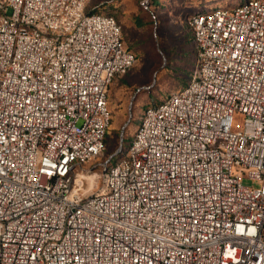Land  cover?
Here are the masks:
<instances>
[{
    "label": "built area",
    "instance_id": "2783aa9c",
    "mask_svg": "<svg viewBox=\"0 0 264 264\" xmlns=\"http://www.w3.org/2000/svg\"><path fill=\"white\" fill-rule=\"evenodd\" d=\"M88 1L0 0V264H264V0L189 14L187 82L95 191L78 178L136 55Z\"/></svg>",
    "mask_w": 264,
    "mask_h": 264
},
{
    "label": "rangeland",
    "instance_id": "374dc122",
    "mask_svg": "<svg viewBox=\"0 0 264 264\" xmlns=\"http://www.w3.org/2000/svg\"><path fill=\"white\" fill-rule=\"evenodd\" d=\"M97 1L89 0L88 6L99 8L106 3L111 7L123 27L126 45L135 50L137 57L127 75H123L125 78L115 79L109 88L112 120L106 133L105 149L100 156L85 163V167L91 168L87 175L95 174L97 181L91 184V179H78L80 184L84 183L85 190L93 191L102 185L98 161L115 152L122 143L127 149L151 101L176 92L189 76L195 47L187 22L191 12L187 9L203 4L205 10L233 9L245 0H170L180 6L163 10L151 7V0H103L100 4ZM114 82L118 83L112 90ZM242 117V114L235 115L236 121H242ZM244 183L257 185L249 179Z\"/></svg>",
    "mask_w": 264,
    "mask_h": 264
},
{
    "label": "trees",
    "instance_id": "16d2710c",
    "mask_svg": "<svg viewBox=\"0 0 264 264\" xmlns=\"http://www.w3.org/2000/svg\"><path fill=\"white\" fill-rule=\"evenodd\" d=\"M154 6L155 9H161L163 10L164 8H170V9H177L180 5L179 4H174L173 1H170V0H151V7ZM97 11H102V12H106V13H110V14H113L115 15L112 11H111V7L110 6H107L106 3H102L100 5V7L98 8L97 6ZM205 10V4L203 5H192L191 7H189L187 9L188 12H200V11H203ZM152 11V10H151ZM154 12V11H152ZM117 18V17H116ZM118 19V18H117ZM119 21V20H118ZM120 22V21H119ZM123 33H124V30H123ZM124 40H125V37H124ZM126 44V43H125ZM126 47L133 51L137 57V53L135 52V50H133L131 47H129L128 45H126ZM182 76V75H181ZM184 76V75H183ZM186 78V77H185ZM188 80V77L184 80L183 79V82H187ZM184 83V84H185ZM183 85V84H182ZM154 100V99H153Z\"/></svg>",
    "mask_w": 264,
    "mask_h": 264
},
{
    "label": "bare ground",
    "instance_id": "6f19581e",
    "mask_svg": "<svg viewBox=\"0 0 264 264\" xmlns=\"http://www.w3.org/2000/svg\"><path fill=\"white\" fill-rule=\"evenodd\" d=\"M88 173H81V176L82 178L80 179H91V184L94 182V181H97V176L95 174H90V175H87ZM79 179V178H78ZM80 182H84V181H80Z\"/></svg>",
    "mask_w": 264,
    "mask_h": 264
},
{
    "label": "crops",
    "instance_id": "0c3cea01",
    "mask_svg": "<svg viewBox=\"0 0 264 264\" xmlns=\"http://www.w3.org/2000/svg\"><path fill=\"white\" fill-rule=\"evenodd\" d=\"M102 1H103V0H98L97 2L100 4ZM126 75H127V74H126ZM126 75H125V76H126ZM125 76H124V77L122 76V77H120L119 79H124ZM117 83H118V82H114V86H112V90H115V86L117 85ZM121 87H122V86H121ZM121 90H122V88H121Z\"/></svg>",
    "mask_w": 264,
    "mask_h": 264
}]
</instances>
